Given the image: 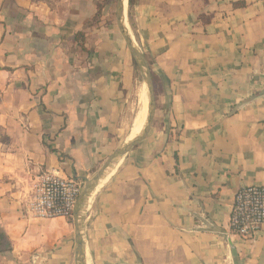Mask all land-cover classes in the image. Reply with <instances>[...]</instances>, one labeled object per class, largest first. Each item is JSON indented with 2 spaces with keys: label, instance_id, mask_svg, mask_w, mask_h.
Listing matches in <instances>:
<instances>
[{
  "label": "crops",
  "instance_id": "crops-1",
  "mask_svg": "<svg viewBox=\"0 0 264 264\" xmlns=\"http://www.w3.org/2000/svg\"><path fill=\"white\" fill-rule=\"evenodd\" d=\"M98 2L0 0V264H79L76 209L31 215L34 180L83 192L136 125L144 77ZM129 21L156 112L82 203L86 264H264V228L230 231L237 191L264 185V0H136Z\"/></svg>",
  "mask_w": 264,
  "mask_h": 264
},
{
  "label": "built area",
  "instance_id": "built-area-1",
  "mask_svg": "<svg viewBox=\"0 0 264 264\" xmlns=\"http://www.w3.org/2000/svg\"><path fill=\"white\" fill-rule=\"evenodd\" d=\"M83 184L65 176L59 168L42 171L34 180L26 210L42 219L70 217L76 209ZM264 228V185L240 188L232 203L231 234L241 240H254Z\"/></svg>",
  "mask_w": 264,
  "mask_h": 264
},
{
  "label": "water",
  "instance_id": "water-1",
  "mask_svg": "<svg viewBox=\"0 0 264 264\" xmlns=\"http://www.w3.org/2000/svg\"><path fill=\"white\" fill-rule=\"evenodd\" d=\"M124 11H125L124 0H118V5H117L118 27L121 33L123 34L127 42V45L135 58V61L142 69L144 80L148 85L150 101H149V111H148L147 123L142 133L139 136H137L133 141L128 142L126 145H124L123 147L115 151L111 159L98 172V174L93 179L88 181L85 190L79 196L78 203L76 206V216H75L76 227H77V258H78L79 264H86V261L84 258L83 243H82L81 233H80L79 220H78V216H79L80 209L82 207V203L90 195L92 189L94 188V185L100 180L103 172L108 167L110 162L115 158L126 155L133 147H135L138 143H140L147 136L153 124L154 116L156 112V92H155V85H154L151 69H150L148 61L146 60L144 54L139 49V47L136 45L135 41L133 40L132 36L130 35L128 31V27L125 23Z\"/></svg>",
  "mask_w": 264,
  "mask_h": 264
},
{
  "label": "bare ground",
  "instance_id": "bare-ground-1",
  "mask_svg": "<svg viewBox=\"0 0 264 264\" xmlns=\"http://www.w3.org/2000/svg\"><path fill=\"white\" fill-rule=\"evenodd\" d=\"M124 6H125V11H124L125 23L127 26H129V23H128L129 0H124ZM138 98H139V104H140L139 115H137L138 119H137L136 125L133 127L131 131V134L128 139L129 141L136 138L147 123V117H148V111H149V101H150L147 83L146 85L144 84L142 86V89L140 91ZM91 199H92V196L87 197L86 205L89 206Z\"/></svg>",
  "mask_w": 264,
  "mask_h": 264
},
{
  "label": "rangeland",
  "instance_id": "rangeland-1",
  "mask_svg": "<svg viewBox=\"0 0 264 264\" xmlns=\"http://www.w3.org/2000/svg\"><path fill=\"white\" fill-rule=\"evenodd\" d=\"M99 2L101 3V5H103V9L106 10L107 12V22L108 23H112L113 25L116 26V28L118 29V23H117V5H118V0H99ZM130 12H129V6H128V23L130 26ZM109 19V20H108ZM119 30V29H118ZM137 63V62H136ZM139 66V65H138ZM139 75H143V71L139 66ZM145 80L143 81V84H145ZM142 87H140L139 89H137L136 94L134 96V104H133V114L131 115V122L134 123L135 118L138 114L139 108H140V104H139V94L141 91Z\"/></svg>",
  "mask_w": 264,
  "mask_h": 264
},
{
  "label": "trees",
  "instance_id": "trees-1",
  "mask_svg": "<svg viewBox=\"0 0 264 264\" xmlns=\"http://www.w3.org/2000/svg\"><path fill=\"white\" fill-rule=\"evenodd\" d=\"M136 0H129V12H130V19H131V9L133 8L134 4H135ZM240 5H245V3H241ZM97 7H98V12H97V15H96V19L100 18L101 14H102V11H103V5H101L100 2H98L97 4ZM83 36V34L80 32L78 33V36ZM134 66H135V70H136V75H139L138 72H139V66L138 64L136 63V61H134ZM152 73V77H153V81H154V85L156 84V81H157V77L156 75L151 71Z\"/></svg>",
  "mask_w": 264,
  "mask_h": 264
}]
</instances>
